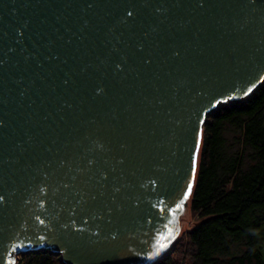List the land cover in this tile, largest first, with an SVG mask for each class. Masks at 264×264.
I'll use <instances>...</instances> for the list:
<instances>
[{"label":"water","instance_id":"95a60500","mask_svg":"<svg viewBox=\"0 0 264 264\" xmlns=\"http://www.w3.org/2000/svg\"><path fill=\"white\" fill-rule=\"evenodd\" d=\"M263 84L264 0H0V264L160 263L208 116Z\"/></svg>","mask_w":264,"mask_h":264},{"label":"trees","instance_id":"16d2710c","mask_svg":"<svg viewBox=\"0 0 264 264\" xmlns=\"http://www.w3.org/2000/svg\"><path fill=\"white\" fill-rule=\"evenodd\" d=\"M191 209L195 224L158 264H264V84L205 123ZM20 264H64L49 251Z\"/></svg>","mask_w":264,"mask_h":264},{"label":"snow or ice","instance_id":"6c2138e0","mask_svg":"<svg viewBox=\"0 0 264 264\" xmlns=\"http://www.w3.org/2000/svg\"><path fill=\"white\" fill-rule=\"evenodd\" d=\"M201 2H203V0H201ZM134 8H135V5H133V9H134ZM127 16H128V17L133 16V11H128V12H127ZM197 147H198V145H197ZM192 165H193V172H194V171H195V165H196V160H195V158H193ZM188 190H189V192L191 191V185L188 186ZM3 201H5V197H4L3 195H0V202H3ZM0 205H3V204L0 203ZM176 207H177V208H180L181 205H180V204H177ZM41 223H43V222L41 221Z\"/></svg>","mask_w":264,"mask_h":264},{"label":"rangeland","instance_id":"374dc122","mask_svg":"<svg viewBox=\"0 0 264 264\" xmlns=\"http://www.w3.org/2000/svg\"><path fill=\"white\" fill-rule=\"evenodd\" d=\"M191 204H192V202H190V222H188L186 224V228L184 229L181 236H183L190 228H192L196 224L195 217L193 216V213H192ZM263 253H264V249H263Z\"/></svg>","mask_w":264,"mask_h":264},{"label":"bare ground","instance_id":"6f19581e","mask_svg":"<svg viewBox=\"0 0 264 264\" xmlns=\"http://www.w3.org/2000/svg\"><path fill=\"white\" fill-rule=\"evenodd\" d=\"M185 228H186V226H185Z\"/></svg>","mask_w":264,"mask_h":264}]
</instances>
